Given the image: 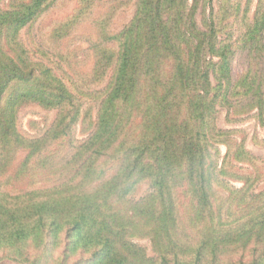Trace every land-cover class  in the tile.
Listing matches in <instances>:
<instances>
[{
  "label": "trees",
  "instance_id": "16d2710c",
  "mask_svg": "<svg viewBox=\"0 0 264 264\" xmlns=\"http://www.w3.org/2000/svg\"><path fill=\"white\" fill-rule=\"evenodd\" d=\"M60 1L0 0V264H264V165L218 124L264 126V0H73L27 45Z\"/></svg>",
  "mask_w": 264,
  "mask_h": 264
},
{
  "label": "rangeland",
  "instance_id": "374dc122",
  "mask_svg": "<svg viewBox=\"0 0 264 264\" xmlns=\"http://www.w3.org/2000/svg\"><path fill=\"white\" fill-rule=\"evenodd\" d=\"M75 4L73 0H61L57 6L51 9V11L42 18L40 22L35 24L30 29V34L28 31H22L21 37L25 41L27 45L33 46V42H38L40 40V30L41 32H45L47 27L49 26L50 22L53 19L61 18L71 12L74 8ZM132 7L123 10L115 19L112 24L113 31L119 30L122 25L129 20L131 15ZM33 41V42H32ZM235 69L238 70V64L235 63ZM55 116V111H45L39 108L36 105H28L23 107L19 111V129L26 135L33 136L36 135L38 130L45 127L49 124ZM218 124L222 128L227 129H237L240 131L239 135L244 136V144L246 149L251 152L253 155L260 158L264 165V126L255 125L253 119H248L243 122H235V123H226L224 121V111L221 112ZM85 136L83 132H81L80 127L78 126L75 130L74 137L76 139H82ZM221 153L225 152V147L223 145L219 146ZM22 158V155H17L14 162L13 168L15 167V163H17ZM13 168L6 174L5 176L1 177V180L5 182V187L10 191H16L23 187H30V186H38L39 183L31 184L26 179H14L13 178ZM235 186H240V183L233 182ZM264 185V179L257 185L256 189L260 190ZM146 185H141L139 190L137 191L135 198H139L144 190ZM186 229V228H185ZM133 242L142 245L148 255H151V247L148 238L140 237L133 240ZM230 249L223 255V261L234 262L239 259H247L249 258L250 254H252V248H248L247 250L243 249H235V248H227ZM75 260V257L72 261Z\"/></svg>",
  "mask_w": 264,
  "mask_h": 264
}]
</instances>
